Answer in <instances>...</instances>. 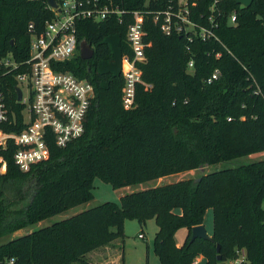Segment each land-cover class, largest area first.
<instances>
[{
  "label": "trees",
  "instance_id": "1",
  "mask_svg": "<svg viewBox=\"0 0 264 264\" xmlns=\"http://www.w3.org/2000/svg\"><path fill=\"white\" fill-rule=\"evenodd\" d=\"M80 1L87 7L94 0ZM168 1L96 0L97 6L125 10L121 22L115 14L77 21V40L84 38L93 56L83 60L77 54L59 69L93 85L84 134L64 148L49 135L48 159L27 171L15 164L12 142L0 150L6 165L0 173V263L88 264L85 255L123 238L125 220L140 226L154 220L160 264H192L198 257L217 264V245L224 262L243 252L244 264H264V160L201 175L199 182L127 194L120 206L105 203L9 239L90 202L95 178L116 190L264 152V0H252L248 8L217 0L212 16L217 40L165 35L151 16L144 17L146 62L139 67L145 84L135 88V106H123L121 66L123 56L132 55L125 37L131 12ZM212 1L188 0L190 19L209 25ZM52 16L49 0H0V57H27L30 35L40 34ZM215 68L219 77L205 83ZM208 209L213 242L189 243L191 228L203 224ZM182 229L187 236L177 247L175 235Z\"/></svg>",
  "mask_w": 264,
  "mask_h": 264
},
{
  "label": "built area",
  "instance_id": "2",
  "mask_svg": "<svg viewBox=\"0 0 264 264\" xmlns=\"http://www.w3.org/2000/svg\"><path fill=\"white\" fill-rule=\"evenodd\" d=\"M95 2L93 6L85 7L80 0H60L56 8L49 6L53 16L44 22L40 34L34 32L30 35L27 57L17 60L12 53L0 57V126L16 129L5 132L0 128V150L12 142L16 149L14 162L22 171L48 159L45 138L49 135L58 147L64 148L84 134V121L94 96L93 85L87 79L62 71L59 67L62 62L79 54L77 21H102L115 14L121 22V14L125 12L118 7L97 6ZM216 3L217 0H213L210 5L209 25L206 26L190 19L188 0H176L175 5L169 0L157 9L144 8L131 12L133 21L128 24L125 37L132 55L123 56L121 66L122 103L127 110L135 106L137 84H145L139 67L146 62L144 17L151 16L165 35H185L189 42L193 36L202 40H217L212 17ZM229 22L236 23L235 9L229 15ZM29 30H34L31 23ZM219 55L215 54L216 57ZM192 66L190 59L187 67L190 70ZM219 75L220 71L215 68L204 81L209 84ZM16 88L21 91L20 100L17 99ZM138 238L143 239L142 234ZM244 259L241 252L234 263L244 264ZM8 263L13 264V260ZM192 264L199 262L196 259Z\"/></svg>",
  "mask_w": 264,
  "mask_h": 264
},
{
  "label": "rangeland",
  "instance_id": "3",
  "mask_svg": "<svg viewBox=\"0 0 264 264\" xmlns=\"http://www.w3.org/2000/svg\"><path fill=\"white\" fill-rule=\"evenodd\" d=\"M7 147V145H5ZM264 160V152L248 155L242 158L235 159L230 162L218 163L214 165H209L204 168L203 172L200 170H191L188 172H183L179 174H174L159 178L156 180L138 183L132 186H127L121 189H113L109 184L95 178L92 183V200L86 204H82L75 208H72L62 214L52 216L41 224H37L31 228L29 231L40 229L46 226H50L53 223L65 220L74 215L79 214L90 208L105 204L114 203L120 206V198L124 195L136 193L144 190L153 189L156 187L164 186L167 184L176 183L179 181L192 180L195 182L201 175L218 172L220 170L234 168L240 165H246L258 161ZM6 172V165L3 159L0 157V173ZM207 230L211 232L212 227V211L210 210L205 217V223ZM115 231L114 228L111 229ZM26 231H20L12 235L9 239L16 237H21L27 233ZM157 232V227L154 220L146 221L145 225L140 226L136 221L125 220L123 224V238L117 239L112 244L99 248L84 256L83 260L88 264H160L158 257L154 253L153 244L154 236ZM185 230H179L175 235V240L180 242L185 236ZM142 234L143 239L138 238ZM241 252L239 256L240 257ZM197 260L200 264L204 263L202 257H198ZM227 264H235L234 259L226 261Z\"/></svg>",
  "mask_w": 264,
  "mask_h": 264
},
{
  "label": "water",
  "instance_id": "4",
  "mask_svg": "<svg viewBox=\"0 0 264 264\" xmlns=\"http://www.w3.org/2000/svg\"><path fill=\"white\" fill-rule=\"evenodd\" d=\"M236 3L241 5L243 8H248L251 3L252 0H236ZM49 6L51 8H56L57 7V2L56 0H49ZM78 48H79V57L83 60H88L91 59L93 56V48L91 47V45L89 43L86 42V40L84 38H82L79 42H78ZM16 93H17V99L20 100L21 99V91L19 90V88H16ZM200 172L204 171L203 167H199ZM200 178L196 179L195 182H199ZM195 239H200L203 241H207L212 243L213 242V238L211 235H208L206 232V229L203 225H199V226H195L192 227L190 230V239H189V243H192ZM220 251V246L217 245L216 246V261L217 264H227V262L222 261L221 256L219 254ZM2 264V263H0Z\"/></svg>",
  "mask_w": 264,
  "mask_h": 264
},
{
  "label": "crops",
  "instance_id": "5",
  "mask_svg": "<svg viewBox=\"0 0 264 264\" xmlns=\"http://www.w3.org/2000/svg\"><path fill=\"white\" fill-rule=\"evenodd\" d=\"M209 211H210V209L206 210V212H205V216H204V221H203V224H202V225L205 227L207 234H208V235H211V234H212L213 223H212V227H211V230H210L211 232H209V230H207V227H206V225L204 224V223H205V217H206V214H207ZM39 224H41V223H39ZM24 230L26 231V229H23V230H20V231H24ZM20 231H19V232H20ZM27 231H28L27 233H29L31 230L29 231V229H27ZM185 232H186V233H185V236L183 237V239H181L180 242H177V241L175 240V243H176V246H177V247H181V246H182V244H183V242H184V240H185V238H186V236H187V231L185 230ZM27 233H26V234H27ZM198 262H199V261H198ZM199 264H200V262H199Z\"/></svg>",
  "mask_w": 264,
  "mask_h": 264
}]
</instances>
